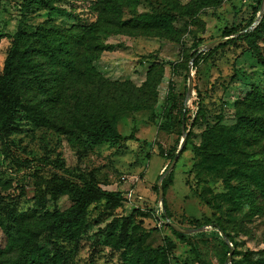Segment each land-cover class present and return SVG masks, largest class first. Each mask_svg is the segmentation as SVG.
Returning a JSON list of instances; mask_svg holds the SVG:
<instances>
[{
    "label": "rangeland",
    "instance_id": "374dc122",
    "mask_svg": "<svg viewBox=\"0 0 264 264\" xmlns=\"http://www.w3.org/2000/svg\"><path fill=\"white\" fill-rule=\"evenodd\" d=\"M108 1L112 2L108 7L119 14L118 23L103 21L97 29L90 24L102 23L100 0H0V71L19 25L26 42L38 37L36 45L43 48L44 27L51 43L72 45L76 54L74 67L66 68L53 63L44 49L34 55L46 69L49 65L62 73L61 82L49 83L57 94L41 92L34 85L24 88L23 101L40 107L46 119L32 121L19 110L7 136L10 156L0 140V264L13 259L23 241L41 229L55 209L66 212L71 206L74 185L80 184L42 160L56 157L76 172L94 175L103 188L121 191L123 200L113 210L105 208L104 200L91 203L84 220L67 233L44 231L37 239L40 258L54 254L55 264H225L226 260L241 264L247 250L264 248V191L250 177L257 167L264 168V104L248 105L251 95L264 97V26L242 36L258 23L262 0H221L214 5L169 0L172 7L161 0ZM191 3L199 6L195 14L188 11ZM161 11H168L169 20L138 26L129 21L132 15ZM124 20L126 24L121 23ZM227 30L237 32L225 35ZM224 37V45L217 44L208 59L191 68L192 91L187 98L190 53L205 51L207 44ZM149 75L160 76L158 84L149 88L152 94L144 87ZM100 80L114 83L103 86V91H118L121 83L129 82L142 88L131 98L153 99L151 108L118 115L117 130L122 135L133 133L138 141L93 145L80 133L78 120L87 117V103H93L88 94L100 87ZM113 101L109 96L110 106ZM239 110L258 119L242 133L236 132L241 140L231 151L236 161L199 154L196 148L206 130L242 125ZM182 117L186 139L180 147ZM142 139L151 144H143ZM212 148V144L202 147L206 152ZM177 150V160L163 179L169 219L194 229L179 232L180 236L171 232L165 216L161 221L156 215L160 208L163 213L156 181ZM11 157L32 161L23 164ZM233 168L240 175L227 174L230 185L250 188L256 208L237 189L225 186L223 174ZM63 181L66 190L53 193ZM131 212L128 232L119 245L122 219ZM215 222L229 235V243ZM164 237L175 243L167 256L139 254L164 245Z\"/></svg>",
    "mask_w": 264,
    "mask_h": 264
},
{
    "label": "trees",
    "instance_id": "16d2710c",
    "mask_svg": "<svg viewBox=\"0 0 264 264\" xmlns=\"http://www.w3.org/2000/svg\"><path fill=\"white\" fill-rule=\"evenodd\" d=\"M100 1L101 4L97 9L100 12V15L103 17L102 23L98 22L99 20L94 21L92 24H90V27L95 26L97 27V29H99L104 24L103 21H105L106 23L108 21L118 23L119 14L115 12L114 8H112L111 6L108 7V5H110L112 2L109 3L108 0ZM220 1L221 0H198L197 3L201 5H214L218 4ZM161 3L163 5H167V7L173 6L172 2H170L169 0H161ZM191 4L193 7L188 11L192 14L197 13L199 6L194 7V4L196 3ZM187 6L188 4L185 7ZM258 10L259 8L255 10L252 18L248 22V25H250L255 20V13ZM169 18L170 15L168 11H161L158 13H153L152 16H149L145 13L132 15L129 21L133 26H138L144 23H152L154 25L156 23H161L169 20ZM126 21L127 20H124V22L121 23L126 24ZM261 26H264V11L254 29L248 32H244L242 36L248 37L250 33L255 32ZM40 31L41 37L43 39V48H39V46L36 45L38 37L32 39L29 42H26L23 37L24 34L19 25L13 35V40L6 52L3 66L0 71V140L3 146V150L8 156H10V152L8 150L7 136L14 127L13 122L19 110H23L27 117L32 121L42 122L46 119L45 113L40 107H38L36 104L25 103L23 101V89L27 88L30 85H34L36 89L41 92H47L51 95H56L57 92L54 88V84L49 83L53 81L59 83L62 81V73H60L56 68L50 67L49 65L46 69L44 63L37 60L34 55L38 54L39 51L44 49L45 53L49 58L52 59L53 63H57L62 66L64 65V68L71 66L74 67V64H72V59L74 55L76 56V54L73 46L68 45L67 43L59 44V46L57 44L51 43V37L46 32V29H44V27H41ZM236 32L237 30H227L225 35H230ZM225 43L226 42H221L219 46H222ZM214 50L215 47L205 51L203 50L198 52L194 50L193 52H191L189 58L192 61V68H195L200 60L208 59L213 54ZM159 79L160 76H156L153 78L152 75H149L147 77V80L144 83V87H148L147 93L152 94L153 90L149 88L155 87V85L158 84ZM108 84L114 83L109 82L108 80H100V87L88 94L93 103L86 100V103L88 102L87 105L90 108L88 109L89 111L86 114L87 117L78 120L77 126L80 133L84 134L88 138L89 143L93 145H98L103 142L116 143L123 140L138 141L139 138L133 133L122 135L117 130L118 115L129 111L151 108V106L153 105V99L151 101V98H131V96L136 91H140L142 90V88L140 87L135 89L129 82L121 83L120 87L122 88L118 91H103V86H106ZM144 87L143 92H145ZM109 96L114 97L112 106L108 104ZM249 99L250 101L248 102V105L260 107L264 104V97L259 93L251 95V98ZM172 108L173 107L171 106L170 111L171 113L175 114L176 112ZM238 113V122L242 123L239 128L220 125L218 128L212 127L206 130L203 135L201 145L197 146L196 151H198L199 154H214L215 156H218L220 160L233 161L234 158L231 155V151L238 148L241 141L237 133H242L243 127L248 129V126L254 124L258 119V117L247 116L244 111L239 110ZM245 117H248V119H246L247 122L244 120ZM261 118L264 121V116H262ZM52 125L54 127H57L54 123H52ZM141 141L146 145L151 144V142L145 139H142ZM210 144L213 145L212 150L215 149L216 152H212V150L206 152V150L202 149V147H206ZM12 159L15 162H21L23 164H29L32 161L28 159ZM42 160L59 168L65 174L71 177H75L79 181L80 185H74L73 191L75 192V194L72 198V204L69 207L68 211L63 212L55 209L51 213L48 222L38 231L32 232V235L28 236L23 241V243L19 247L17 255L13 259L9 260L7 264H55L57 261L56 255L46 254L42 258H40L36 254V251L40 247H42L38 243L37 239L44 231H47L50 234L67 233L73 227L79 225L84 220L86 210L91 203L98 200H104L105 208L108 210H113L120 206L123 200L121 191L108 190L103 188L94 175L90 174L86 176L79 172H76L71 168L66 167L60 157H56L54 159L42 158ZM234 160L236 161V159ZM227 174L233 177H235L236 175H240L237 170L233 168L232 170H229L228 172L223 174L225 186L232 191H235L237 189L240 196H245V199L249 202V204L256 208L257 205L255 203V198L251 189L247 186H241L239 188L231 186L228 178H226ZM250 177L251 180L255 181L258 186H261L260 189L264 191V168L262 169V167H257L256 170L250 172ZM162 186L163 190L165 191L167 187V181L164 179H162ZM66 187V181L59 182L54 186L53 193H60L66 190ZM162 207L163 213L161 214V217L165 215L170 217L166 208L165 200L163 201ZM133 215L134 212H131L128 216H125L122 219L120 234L117 239V243L119 245L123 243L126 237ZM215 225L221 231V233H223V235L228 238V241L230 242L231 240L229 238V235L223 230L220 222H215ZM169 228L173 234L177 236L182 235L171 226H169ZM163 240L165 243L164 245L141 251L139 252V254L144 257H150L151 255H157L160 253L164 257L167 256V254L170 253V251L175 247V243L169 237H164ZM225 245L228 251L229 246L227 243H225ZM226 253L224 254V256L226 255ZM243 257L244 261L241 262V264H264V248L258 250L249 249L244 253ZM198 264L203 263L199 262ZM228 264L239 263L229 262Z\"/></svg>",
    "mask_w": 264,
    "mask_h": 264
},
{
    "label": "water",
    "instance_id": "95a60500",
    "mask_svg": "<svg viewBox=\"0 0 264 264\" xmlns=\"http://www.w3.org/2000/svg\"><path fill=\"white\" fill-rule=\"evenodd\" d=\"M263 11H264V0H262L257 20H259V18L262 16ZM225 39H227V37H224V38H221V39H218V40H214L213 42H211V43L206 45L205 50H208V49H211V48L215 47L217 44L221 43V41H223ZM191 68H192V61H191L190 65L188 66V86H187V92H186V97L187 98L191 94V91H192ZM181 133H182V137L180 139V147L183 145V143L185 141V138H186V130H185V123H184V118L183 117H182V121H181ZM178 153H179V150H177V152L175 153V155L173 156V158L171 159L169 164L164 167L165 170H164L163 174H161L158 177L157 181H156V184H157V187H158V191H159L158 192V200L160 201L161 204H163V201H164V190H163V186H162V179H163L164 174L173 167L174 163L177 160ZM165 220L169 224V226H171L172 228H174L178 232L188 233V232H191V231L194 230L192 228H188V227L177 225L175 222L171 221L169 219V216H167V215H165ZM221 234H222L223 238L225 239V241L227 243H229L228 242V238L225 235H223V233H221ZM231 250L232 249H230V251ZM225 264H227V260H226Z\"/></svg>",
    "mask_w": 264,
    "mask_h": 264
},
{
    "label": "built area",
    "instance_id": "2783aa9c",
    "mask_svg": "<svg viewBox=\"0 0 264 264\" xmlns=\"http://www.w3.org/2000/svg\"><path fill=\"white\" fill-rule=\"evenodd\" d=\"M161 214H162V209L160 208V210H156V215L158 216V218H160L161 221H163L162 217H161Z\"/></svg>",
    "mask_w": 264,
    "mask_h": 264
}]
</instances>
